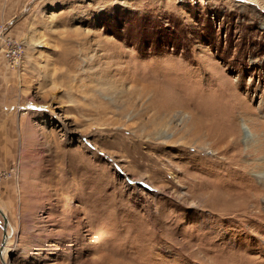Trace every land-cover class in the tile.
I'll return each mask as SVG.
<instances>
[{
	"label": "rangeland",
	"instance_id": "rangeland-1",
	"mask_svg": "<svg viewBox=\"0 0 264 264\" xmlns=\"http://www.w3.org/2000/svg\"><path fill=\"white\" fill-rule=\"evenodd\" d=\"M18 27L8 264H264V0H37Z\"/></svg>",
	"mask_w": 264,
	"mask_h": 264
},
{
	"label": "crops",
	"instance_id": "crops-1",
	"mask_svg": "<svg viewBox=\"0 0 264 264\" xmlns=\"http://www.w3.org/2000/svg\"><path fill=\"white\" fill-rule=\"evenodd\" d=\"M37 0H0V32L11 30L18 31V20L23 11ZM26 9V10H25ZM13 38L19 37L17 33Z\"/></svg>",
	"mask_w": 264,
	"mask_h": 264
},
{
	"label": "bare ground",
	"instance_id": "bare-ground-1",
	"mask_svg": "<svg viewBox=\"0 0 264 264\" xmlns=\"http://www.w3.org/2000/svg\"><path fill=\"white\" fill-rule=\"evenodd\" d=\"M245 140L248 141V139H245ZM221 141H224V140H221ZM257 177L264 181V171L263 172L259 171L257 174ZM262 190H264V187L262 188ZM6 226H7V224H6ZM5 233H6V237H5L3 245L0 248V256L2 259V264H8V260L5 261V256H4V253H6V251H7V239H8L7 231H5Z\"/></svg>",
	"mask_w": 264,
	"mask_h": 264
},
{
	"label": "water",
	"instance_id": "water-1",
	"mask_svg": "<svg viewBox=\"0 0 264 264\" xmlns=\"http://www.w3.org/2000/svg\"><path fill=\"white\" fill-rule=\"evenodd\" d=\"M0 216L2 219V225H1V239H0V248L4 243L5 237H6V224H7V219L4 215V213L2 212V210L0 209ZM0 261H2L1 256H0Z\"/></svg>",
	"mask_w": 264,
	"mask_h": 264
},
{
	"label": "built area",
	"instance_id": "built-area-1",
	"mask_svg": "<svg viewBox=\"0 0 264 264\" xmlns=\"http://www.w3.org/2000/svg\"><path fill=\"white\" fill-rule=\"evenodd\" d=\"M17 53V50L15 48L7 50L5 55L12 56L13 54Z\"/></svg>",
	"mask_w": 264,
	"mask_h": 264
}]
</instances>
